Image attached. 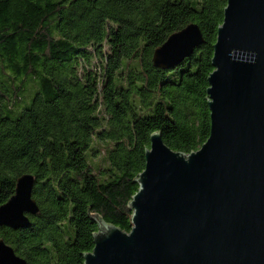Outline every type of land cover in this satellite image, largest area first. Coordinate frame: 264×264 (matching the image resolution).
Masks as SVG:
<instances>
[{
	"label": "trees",
	"instance_id": "obj_1",
	"mask_svg": "<svg viewBox=\"0 0 264 264\" xmlns=\"http://www.w3.org/2000/svg\"><path fill=\"white\" fill-rule=\"evenodd\" d=\"M227 0H0V205L25 173L38 212L0 239L27 264H83L92 219L129 232L149 136L189 153L207 139V77ZM189 23L204 42L152 63Z\"/></svg>",
	"mask_w": 264,
	"mask_h": 264
},
{
	"label": "water",
	"instance_id": "obj_2",
	"mask_svg": "<svg viewBox=\"0 0 264 264\" xmlns=\"http://www.w3.org/2000/svg\"><path fill=\"white\" fill-rule=\"evenodd\" d=\"M207 77L210 129L197 150L170 149L153 132L131 229L99 215L83 264H264V0H227ZM204 42L189 23L156 47L152 63L172 69ZM34 176L16 180L0 205V227L25 228L38 212ZM0 264H27L0 239Z\"/></svg>",
	"mask_w": 264,
	"mask_h": 264
}]
</instances>
